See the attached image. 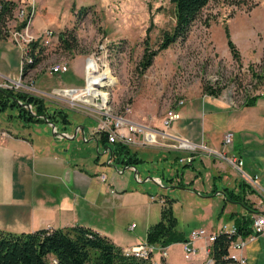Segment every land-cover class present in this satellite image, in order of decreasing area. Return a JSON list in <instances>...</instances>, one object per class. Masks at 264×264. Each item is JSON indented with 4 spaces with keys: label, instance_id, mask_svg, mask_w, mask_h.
I'll return each instance as SVG.
<instances>
[{
    "label": "rangeland",
    "instance_id": "obj_1",
    "mask_svg": "<svg viewBox=\"0 0 264 264\" xmlns=\"http://www.w3.org/2000/svg\"><path fill=\"white\" fill-rule=\"evenodd\" d=\"M16 1L18 4L22 2ZM35 6L33 32L41 34L45 27H51L62 33L66 40L59 36L43 45L39 36L43 46L42 59L25 74L22 80L25 84L15 88L38 92L34 87L40 86L52 92L55 87L75 83L85 87L89 64V88L85 92L88 102L75 97L77 93L72 90L67 99L48 93L44 96L50 107L56 104L65 106L73 121H82L86 126V135L90 139L79 134L75 138V154L83 156L89 173L96 171L93 176L99 178L95 177L94 183L106 184L114 191L127 190L120 198L112 200L114 205L110 203L105 213L104 222L116 224V242L127 244L146 239L150 224L161 217V195L176 198L174 212L178 227L185 235H189L193 228L216 229L222 222H230L225 208L229 209L232 203L216 195L214 188L209 190L214 177L218 186L223 182L216 174L211 176V168L214 170L212 159L196 153L192 163L185 165L188 161L173 160L175 153L165 148L158 155L161 158L143 160L153 163L150 172L144 169L146 163L143 161L137 166L142 178L158 174L166 184L160 186L151 178L139 182L135 171L125 168L122 162L114 159L108 162L111 151H106L101 144L97 118L104 110L127 114L135 121L160 128L159 136H167L170 135V126L163 124V118L167 109L177 107L185 115L202 118L208 131H211L210 126L216 125L215 132L220 139L226 131L229 112L218 103H228L233 109L257 94L262 84L260 79L263 77L258 74H264V0H210L188 37L161 49L145 70L140 61L146 45L159 47L163 32L172 30L176 23L172 0H35ZM19 22L13 15L8 20L9 29L15 28ZM39 22L44 28L38 27ZM0 39L7 41L0 48V86L11 87L7 83L20 76L22 52L10 35ZM229 39L234 42L237 54L233 52ZM61 60H67L70 69L52 73L50 66ZM1 72L11 75L6 77ZM97 80L102 85L93 88ZM206 84H220L223 90L217 96L209 94L204 91ZM105 92L106 102L99 107L103 104L101 94ZM209 96L217 97L218 103L207 100ZM181 99L184 102L180 104ZM128 106L132 108L130 111ZM22 120L26 119L21 115L19 105L9 104L5 110H0V126H10L12 122ZM95 135H98L99 145ZM197 150L200 153L205 151L203 148ZM120 168L125 171L121 173ZM233 172L236 173L225 164V173L232 175ZM102 173L107 174L105 182ZM171 177L175 179L173 183L166 179ZM179 180L183 184H179ZM149 192L155 193L157 199H152ZM177 242L168 247L171 252L168 261L185 264L182 245ZM159 246L156 244L154 256L155 260L161 261Z\"/></svg>",
    "mask_w": 264,
    "mask_h": 264
},
{
    "label": "crops",
    "instance_id": "obj_2",
    "mask_svg": "<svg viewBox=\"0 0 264 264\" xmlns=\"http://www.w3.org/2000/svg\"><path fill=\"white\" fill-rule=\"evenodd\" d=\"M38 27L44 28L41 23ZM6 42L0 39V48H3ZM1 73L6 77L11 75L9 72ZM77 85L75 83L70 86ZM37 87L47 91L45 87ZM70 92L71 90L65 91L67 96L71 95ZM86 95L82 93L75 97H82L88 102ZM206 99L211 102L218 100L215 96H209ZM218 104L221 108H228L229 118H227L225 130L234 132L232 144L226 147L228 154L242 157L244 170L251 175L258 174V182L264 188V94H260L253 102H246L233 109L228 103ZM181 113V117L168 128L170 135L159 136L161 142L147 146L139 143L133 144V149L145 158L144 160L150 161L155 157L161 158L158 156L161 152L159 150L165 151V148H173L179 138L204 143L214 149L225 147L223 138L226 131L219 139L215 132L216 125L210 126L211 131H208L202 118L185 115L183 111ZM51 122L42 119L22 120L12 122L10 126L7 124L0 126L1 129L8 131L0 136V228L20 232L42 227L81 224L107 234L116 242L115 237L118 233L116 224L104 222L107 218L105 213L110 203L113 204L112 200H117L127 190L113 191V188L110 187V189L106 184L94 183V178H99L93 176L96 171L89 173L83 162V156L75 154V138L82 134L86 140L90 139L86 135V126L82 128V121L68 123L67 128L61 130L59 126L63 125L56 123L59 131L68 132L69 135L53 133L54 126ZM97 136L95 135V139L99 145ZM101 144L106 151H109L105 143ZM149 146L150 151H148ZM154 149L156 151L153 152ZM198 153L205 154L207 159L213 160L214 170L211 168V176L216 174L220 180H223L218 186L214 177L209 190L217 188L216 195L226 198L224 187L239 189L240 177L228 161L211 155L207 151L203 153L198 151ZM143 163L146 162L143 161ZM150 163L152 162L146 163L144 167L149 172L154 166L153 163L149 165ZM225 164L231 166L236 173L233 172L232 175L225 173ZM124 171L125 169L121 173ZM245 197L249 205L241 201L228 200L232 205L225 210H227L226 217H229L227 220L231 223L235 222V218L239 215L252 216L254 210L258 209V192L252 191L249 185L245 190ZM131 226H134L133 223ZM144 241L119 245L126 248ZM177 243H181L183 252L182 241ZM198 244L203 245L204 243L200 240ZM245 253L251 264H264V233L247 241ZM204 255V250H201L200 256ZM153 259L155 264H172L168 261V257L161 261L155 260V256Z\"/></svg>",
    "mask_w": 264,
    "mask_h": 264
},
{
    "label": "trees",
    "instance_id": "obj_3",
    "mask_svg": "<svg viewBox=\"0 0 264 264\" xmlns=\"http://www.w3.org/2000/svg\"><path fill=\"white\" fill-rule=\"evenodd\" d=\"M172 1L175 4L176 23L172 30L163 32L159 47L151 48L150 45H146L140 61L143 70L153 63L155 55L161 49L168 47L172 42L184 40L188 37L193 24L210 0ZM17 5L16 0H0V38L9 35L8 20L14 15ZM21 25L22 23L19 24V26ZM59 34L61 39L66 40L62 33ZM40 43V39L30 43L29 54L33 57V60L25 61L24 75L35 68L42 59L43 46ZM229 43L233 52L237 54L238 50L232 39H229ZM258 75L264 78V74L260 73ZM263 78L260 81L264 82ZM222 90L223 87L220 84H206L204 87L205 92L215 96L219 95ZM259 96V93L254 94L248 97L247 102H253ZM23 103L31 104L32 110ZM9 104L19 105L20 113L26 120L54 121L63 125L59 126L60 130L67 128L68 123L74 122L65 106L56 104L54 107H50L43 95L21 89L17 90L15 87L0 86V110H5ZM100 141L109 148L114 160H118L125 165L138 167L137 163L145 159L133 149L131 144L109 141L106 133L101 135ZM168 150L175 153L173 160H180L183 153H193L195 156L198 153L174 147ZM192 161L185 163V165L191 164ZM166 179L171 182L175 181L174 177ZM163 181L166 184L164 178ZM178 182L183 184L181 180ZM247 186L248 184L240 179L239 189L224 187L223 190L228 200L241 201L249 205L245 197ZM215 190L217 188H214ZM165 197V202L161 206L160 219L148 227L146 236L148 243L169 245L187 239V235L178 227V217L174 212L176 198L169 195H165ZM235 222L239 225V231L242 234L247 235L252 232V216L239 215L235 218ZM233 238H235V235L231 233H220L213 241L211 254L216 258L217 264H226L229 261L226 254L228 253L229 243ZM153 256L154 253L146 256L126 254L124 248L110 236L81 224L42 227L20 232L0 228V264H155ZM52 258H56L57 263H54Z\"/></svg>",
    "mask_w": 264,
    "mask_h": 264
},
{
    "label": "built area",
    "instance_id": "obj_4",
    "mask_svg": "<svg viewBox=\"0 0 264 264\" xmlns=\"http://www.w3.org/2000/svg\"><path fill=\"white\" fill-rule=\"evenodd\" d=\"M35 0H22L20 4L17 5L16 11L14 13L20 22L18 25L9 29V35L12 37V40L18 45L22 52V64L20 68V76L16 79H13L11 83H7L11 87H19L23 83L24 75V63L25 61H32L33 57L29 54L30 43L41 37L44 44L50 43L54 39L59 37V33L51 27H45L41 34L34 33L32 30L33 18L36 13ZM22 23L21 26L19 24ZM40 36V37H39ZM89 59V58H88ZM70 68L67 60H61L53 63L50 66V71L52 73L66 72ZM88 68V64H87ZM87 68H86V78H87ZM87 85V84H86ZM16 87V88H17ZM36 91L34 93L40 95H55L63 99H67V94L65 91L76 90L84 91V87L79 86H64V87H55L52 92H48L38 87H34ZM259 94H264V82H262L260 89L258 90ZM45 97V96H44ZM184 99H181L179 103H183ZM245 102V101H243ZM130 106L127 107V110H131ZM182 115L181 111L177 107H171L166 110V114L163 118V124L166 127L172 125V123L180 118ZM97 130L104 134L108 135L109 141L115 142L120 141L128 144L139 143L141 145H154L159 143V133L162 132L160 128H155L149 124L140 123L135 121L127 116V114H117L112 111L104 110L101 112L100 117L97 118ZM8 133L7 130L0 128V136L2 134ZM234 139V132L232 130H227L224 134L223 143L225 145L222 149H214L206 146L204 143H196L190 141L189 139L179 138V141L173 145L174 148L185 149L189 151L198 152L197 148H203L205 151L211 155H216L222 159L228 161L238 172L240 179L244 180L253 191L258 192L259 201L258 209L254 210L252 215V232L247 235L242 234L239 231V225L235 222H222L218 225L216 229H210L205 227L193 228L187 237L186 240L182 241L183 243V257L186 261L185 264H217L216 258L212 256V243L220 233H231L235 235L228 246V253L226 257L229 261L226 264H251L248 260V256L245 253V246L247 241L255 238L256 235L264 233V188L258 182V174L251 175L243 168L244 159L237 155L228 154L226 147L232 144ZM186 142L187 144H185ZM189 148V149H188ZM193 153H188L180 157L181 161L191 162L194 159ZM113 157L108 160L113 161ZM122 169V168H120ZM101 178L104 181H107V174L102 173ZM138 179H142L140 174H137ZM154 180L159 184L163 185V178L159 175L154 176ZM114 191V189H112ZM152 199H157L155 193H151ZM166 197L161 195L159 200L164 203ZM134 225V224H133ZM202 240L203 245H199L198 241ZM169 245H160V251L162 253V259H166L169 256L168 251ZM156 244L148 243L146 240L138 244L132 245L130 247L124 248L126 254H136L139 256H146L150 253H154ZM204 250L205 255L200 256V251ZM54 263H57L56 258H52ZM155 263V262H154ZM53 264V263H52Z\"/></svg>",
    "mask_w": 264,
    "mask_h": 264
},
{
    "label": "water",
    "instance_id": "obj_5",
    "mask_svg": "<svg viewBox=\"0 0 264 264\" xmlns=\"http://www.w3.org/2000/svg\"><path fill=\"white\" fill-rule=\"evenodd\" d=\"M24 105H26V106H28L31 110H32V106H31V104H29V103H23ZM52 123V125L54 126V131H53V133H59V134H63V135H69L68 134V132H62V131H59L58 130V128H57V125H56V122H54V121H52L51 122ZM84 124H82V128L84 129ZM77 133V132H76ZM99 143V142H98ZM113 156H112V154H111V156L108 158V160H110L111 158H112ZM114 161V160H113ZM112 161V162H113ZM109 163H111L110 161H108ZM126 167H130V168H132L134 171H135V177H136V179L139 181V182H143V181H145V180H148V179H154V176L153 175H148V176H146L145 178H142V179H138L137 178V174H140V170H139V168L138 167H136V166H134V165H126L125 166V168ZM125 168H123V169H125ZM123 169H119V171L121 172ZM165 186H167V185H165ZM168 186H171V185H168Z\"/></svg>",
    "mask_w": 264,
    "mask_h": 264
},
{
    "label": "bare ground",
    "instance_id": "obj_6",
    "mask_svg": "<svg viewBox=\"0 0 264 264\" xmlns=\"http://www.w3.org/2000/svg\"><path fill=\"white\" fill-rule=\"evenodd\" d=\"M90 60H92V59H90ZM90 60H89V61H90ZM88 63H89V62H88ZM87 72H88V68H87ZM99 75L101 76V73H99ZM102 75H103V74H102ZM100 76H98V79H99ZM103 76H104V75H103ZM100 85H102V82H101L100 80H97V82L93 85V88H95V87H99ZM87 88H89V86H88V76H87V85L84 87V91H80V92H78L76 95H78V94H82V93L84 94V93L87 91ZM99 88H100V87H99ZM87 92H88V91H87ZM87 92H86V93H87ZM86 93H85V94H86ZM101 95H102V98H103L101 102H102L103 104H101L99 107H101L102 105L105 104V102H106V98H107V97H106V96H107V93H106V92H105V93H102ZM105 97H106V98H105ZM96 99L98 100V97H97ZM97 100H96V101H97ZM97 102H98V101H97ZM184 143L187 144L186 142H184Z\"/></svg>",
    "mask_w": 264,
    "mask_h": 264
}]
</instances>
